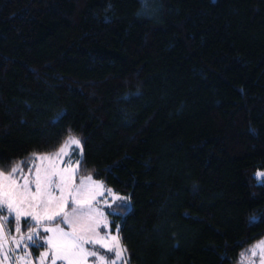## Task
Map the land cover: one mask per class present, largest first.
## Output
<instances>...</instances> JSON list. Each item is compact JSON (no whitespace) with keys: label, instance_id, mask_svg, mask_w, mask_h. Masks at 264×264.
<instances>
[{"label":"trees","instance_id":"trees-1","mask_svg":"<svg viewBox=\"0 0 264 264\" xmlns=\"http://www.w3.org/2000/svg\"><path fill=\"white\" fill-rule=\"evenodd\" d=\"M68 135L126 198L124 264H238L264 237V0H0V170Z\"/></svg>","mask_w":264,"mask_h":264},{"label":"snow or ice","instance_id":"snow-or-ice-1","mask_svg":"<svg viewBox=\"0 0 264 264\" xmlns=\"http://www.w3.org/2000/svg\"><path fill=\"white\" fill-rule=\"evenodd\" d=\"M63 115L64 113H58L51 123H58ZM77 150L79 158L74 166L68 164L66 167L57 168L54 163L43 168L36 166L34 175L30 170L28 176H21L22 184L13 179L20 171L19 166L13 167L8 175L0 171V232L5 233L3 238H0V254L4 255V259L11 256L14 261L26 260L29 255L27 248L44 247L45 244L47 251L42 252L37 258L38 264H48L49 258L50 264H58V262L82 264V261L89 256L103 262L104 256H98L99 250H106L105 255L107 252L115 251L117 259H120L123 250L117 251L118 236L100 235L99 230L108 228L109 221L105 217L104 209L98 207L97 196L105 193L111 196L113 204L107 205L108 215L118 214L116 209L126 207L124 198L113 196L111 189H106L104 193L98 192L97 189L101 188L102 184L93 181L92 175L82 178L79 185L70 180V177L75 176L84 165L82 141L69 135L56 153L43 156L34 153L29 159L51 161L53 157H57L71 161ZM26 163V160L20 162V164ZM259 175L262 177L260 182L264 183V173ZM66 189L67 195H65ZM57 190L60 192L59 196L55 195ZM88 193L91 195H86ZM66 207H71V210L67 211ZM13 218L17 225L15 229L17 237L8 240L7 234L11 230L6 229L5 226ZM22 220L25 223L34 222L37 227L31 229L26 236L19 235ZM57 221L59 223L56 227H43L45 233L52 235L42 237L41 226L46 222ZM60 224L67 225L71 230L66 231L59 226ZM109 240L111 243L107 242ZM5 244L9 246L7 252H4ZM12 244L16 247H11ZM85 245H99L100 249L89 251ZM21 246L25 248L24 257L15 255ZM257 249L264 252V241L253 245L248 251L256 255ZM241 255L243 256V253ZM112 264H116V261L113 260Z\"/></svg>","mask_w":264,"mask_h":264},{"label":"rangeland","instance_id":"rangeland-1","mask_svg":"<svg viewBox=\"0 0 264 264\" xmlns=\"http://www.w3.org/2000/svg\"><path fill=\"white\" fill-rule=\"evenodd\" d=\"M68 136L65 138V140L68 138ZM65 140L61 143V145L65 142ZM61 145L56 150H54V151L47 152V153H38V154L35 153V154L37 156L51 155L53 153H56L60 149ZM78 158H79L78 150H77V154L72 157L71 161L67 160L66 158H57V157H53V159L51 161H48V160H39V159L32 160V159H29L28 158V160H26L27 161L26 165L25 164H23V165L22 164H19V165H15L14 166V167L19 166L20 167V171L13 177V179L16 180L17 183L22 184L23 183V180L21 179V176H28L30 170H31V172L34 175L35 172H36V166H39V167L43 168V167L48 166L51 163H54L57 168L66 167L68 164H72L74 166ZM12 168H10V169H8L6 171H3V170H0V171H2L5 175H8L9 173H11ZM85 177H87V176H79V177H76V175H75V176L70 177V180L72 182H74L75 184L79 185L80 180L82 178H85ZM93 181L100 182L102 184V187L99 188V189H97L98 192L104 193L106 189H110L109 187H107L106 185H104L103 182L100 181V180H97V179H94L93 178ZM55 195L56 196H59L60 195V192L57 190L55 192ZM65 195H67V189L65 190ZM86 195H91V193H88ZM112 195L113 196L123 197L124 200H125V202H127L126 201V198L124 196H122V195L114 192L113 190H112ZM97 200L99 201L98 207L101 208V209H104L105 213H106V211L108 209L107 208V205H112L113 204V200H112L111 196H109L106 193L104 195H98L97 196ZM127 206H128V203H127ZM66 210L67 211H70L71 210V207H66ZM6 214L7 213H5V215ZM105 217H106V214H105ZM106 219H107V217H106ZM61 225L63 226V224H61ZM5 227H6V229L11 230L10 233L7 234V239L8 240H11L13 237H17V233L15 231L17 225H16V221H15L14 218ZM36 227H37V225L34 222L25 223L22 220L21 223H20L21 232H20L19 235L26 236L31 229L36 228ZM43 227H49V225L47 223H44L41 226V228H40V234L42 232H44L43 231ZM63 228L66 231H70L71 230L67 225H65ZM99 231H100V235L101 236H103L105 234H107L109 237H111V236H117L116 230L113 233H110L108 231V228H101ZM4 235H5V233L0 232V238H3ZM260 241H264V237L260 238L253 245H256ZM107 242L111 243L110 240L107 241ZM11 246L13 248H15L14 247V244H12ZM8 247L9 246L7 244H5V246H4V252H7L8 251ZM85 247L89 251H93V250L100 249V246L99 245H95V246H93V245H85ZM19 249L21 251L17 250L16 251L17 254L18 255L21 254V257H22V255L25 256V248H24V246H21ZM38 249H39V251H38L39 253H38V256H36V257L34 255V252L32 251V248H27L26 249V251L29 253V255H28L27 258L30 259L31 264L32 263L38 264V259L37 258L40 257V254L42 252L47 251V244H45L44 247H38ZM119 250H121L120 243H118V245H117V251H119ZM105 252H106V250H99L98 251V256H101V255L104 256V261L103 262L99 261L97 258H94V257L89 256L84 261H82V264H112V261L113 260L116 261V264H124V263H122V261H123V256L122 255H121L120 259H117V256H116V252L115 251H113V252H107V255H105ZM19 261H21V260H19ZM49 261H50V258H49ZM49 261H48V264H49ZM0 264H14V262H13V259H12L11 256H9L8 259H4V255L3 254H0ZM60 264H61V262H60ZM65 264H66V262H65ZM238 264H264V252H261L259 249H257L256 255H253L252 252H250L247 257L240 258Z\"/></svg>","mask_w":264,"mask_h":264},{"label":"crops","instance_id":"crops-1","mask_svg":"<svg viewBox=\"0 0 264 264\" xmlns=\"http://www.w3.org/2000/svg\"><path fill=\"white\" fill-rule=\"evenodd\" d=\"M47 223V222H46ZM59 222L57 221L56 223H47L48 225H49V227H56L57 226V224H58ZM60 227L62 226L61 224L59 225ZM65 225H63L62 226V228L64 227ZM108 231H109V225H108ZM110 233H113V232H111V231H109ZM41 235L43 236H50V235H52L51 233H45V232H42L41 233ZM12 247V246H11ZM14 247H16L15 246V244H14ZM121 247V246H120ZM17 250H19V251H21L20 249H17ZM122 250V249H121ZM32 251L34 252V255H35V257L36 256H38V251H39V249L38 248H32ZM15 255L16 256H18V257H21V254L20 255H18L17 254V252L15 253ZM122 256H123V253H122ZM22 257H24L23 255H22ZM13 262H14V264H31V262H30V259H26V260H21V261H14L13 260ZM122 263H123V261H122ZM32 264H35V263H32ZM49 264H50V261H49ZM58 264H60V262H58Z\"/></svg>","mask_w":264,"mask_h":264}]
</instances>
